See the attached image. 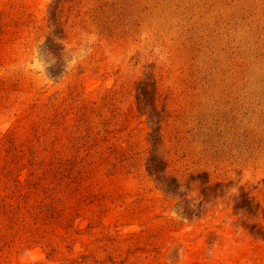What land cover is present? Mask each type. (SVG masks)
Listing matches in <instances>:
<instances>
[{
    "label": "rangeland",
    "instance_id": "obj_1",
    "mask_svg": "<svg viewBox=\"0 0 264 264\" xmlns=\"http://www.w3.org/2000/svg\"><path fill=\"white\" fill-rule=\"evenodd\" d=\"M0 205V264H264V0H0Z\"/></svg>",
    "mask_w": 264,
    "mask_h": 264
},
{
    "label": "trees",
    "instance_id": "obj_2",
    "mask_svg": "<svg viewBox=\"0 0 264 264\" xmlns=\"http://www.w3.org/2000/svg\"><path fill=\"white\" fill-rule=\"evenodd\" d=\"M19 197H21L22 199L18 198L16 208H18L19 210H23V205H27V208L29 210L30 208L28 207L29 206L28 204H29L30 200H29V198H27V194L26 193L20 194ZM0 206L5 210V206H2V205H0ZM10 209L14 210L15 208L12 209V206H10Z\"/></svg>",
    "mask_w": 264,
    "mask_h": 264
}]
</instances>
